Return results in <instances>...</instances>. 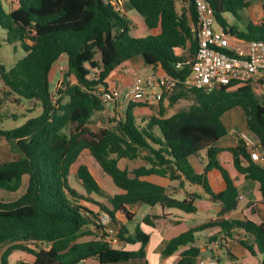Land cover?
<instances>
[{"label": "trees", "instance_id": "16d2710c", "mask_svg": "<svg viewBox=\"0 0 264 264\" xmlns=\"http://www.w3.org/2000/svg\"><path fill=\"white\" fill-rule=\"evenodd\" d=\"M126 1L144 20L146 37H134L133 21L105 0H15L13 7L0 0L5 42L19 44L26 53L11 69L0 61V76L11 92L38 101L43 109L40 117L18 129H0V137L17 156L9 161L0 158V190L17 195L28 178L25 193L18 199L0 198V264H10L17 252L34 257L17 264H84L90 259L116 264L145 259L151 241L145 228L155 229L167 215H147L131 232L135 213L128 207L144 204L193 215L198 211L196 201L204 196L222 205L221 210L208 222L170 239L162 255L178 253L177 264H199L198 234L217 230L208 240L218 243L225 260H237L228 246L233 241L253 256L261 254L264 264V222L228 218L238 209L242 195L220 161L222 152L231 153L238 173L259 184V203L264 207V95L257 93L254 84H231L211 92L179 85L164 95L153 114L139 119L135 109L147 103L130 102L117 126L91 129L93 117L106 109L93 91L106 85L119 65L141 56L145 65L184 79L190 75V66L179 69L177 64L192 59L197 50L194 0L181 10L179 0ZM207 1L219 26L242 39L264 41V1L258 6L250 0ZM240 11L247 12L244 30L230 25L225 17L238 18ZM63 54L68 57V70L62 71L63 82L55 97L50 73ZM168 108L174 110L172 115ZM235 108L244 111L248 132L259 142L260 161L252 158L240 136L236 146L218 147L228 135L223 116ZM84 152L111 178L115 194H108L81 162ZM202 152L208 162L198 173L190 158ZM121 160H141L143 165L129 171L120 167ZM74 166L86 193L71 186ZM213 170L221 174L224 189L209 178ZM151 175L180 186L187 183L202 193L179 199L167 187L143 179ZM102 213L109 215L110 227L102 223ZM113 237L119 247L111 244ZM128 244L138 249H127ZM211 258L224 264L219 257Z\"/></svg>", "mask_w": 264, "mask_h": 264}, {"label": "built area", "instance_id": "2783aa9c", "mask_svg": "<svg viewBox=\"0 0 264 264\" xmlns=\"http://www.w3.org/2000/svg\"><path fill=\"white\" fill-rule=\"evenodd\" d=\"M116 11L122 12L119 0H105ZM188 7L190 2L187 1ZM197 50L192 59L178 62L177 68L190 66V75L184 79L174 78L167 73L152 74L146 77L134 75L126 88H109L102 85L93 93L105 105H112L122 117L123 105L130 102L159 103L166 93L173 92L179 85L187 89H202L211 92L222 86L235 84L236 87L252 83L264 89V41H248L231 34L228 29L217 24L214 11L207 0H194ZM61 70L63 68H60ZM246 147L254 160L262 159L258 140L249 132L242 133ZM104 225L110 226L107 213L101 214ZM111 232L113 230L111 229ZM117 243L116 238H111ZM199 264H219L217 259H202ZM224 264H233L231 260Z\"/></svg>", "mask_w": 264, "mask_h": 264}, {"label": "rangeland", "instance_id": "374dc122", "mask_svg": "<svg viewBox=\"0 0 264 264\" xmlns=\"http://www.w3.org/2000/svg\"><path fill=\"white\" fill-rule=\"evenodd\" d=\"M13 3L15 0H7ZM254 5L258 6L260 5V0H250ZM178 8L181 10L182 6L181 3H178ZM124 11L126 10V7H121ZM135 15V19L140 24V28L133 27L132 29V35L137 38H144L146 35L141 32V30H145L142 17L137 14L135 11L133 12ZM238 18L235 17L232 14H226L225 17L228 21V23L232 26H236L240 30H244L246 28L247 24V12L240 11L238 12ZM6 38V31L0 28V61L2 64L6 66L7 69H11L19 60H21L25 56V51L20 47L19 44L16 45H9L7 42H5ZM59 65L63 69L59 70V80L60 83L57 86L58 77L56 76L55 69ZM54 65V67L51 70L50 73V90L55 95V97H58V90L60 86L62 85V71L68 70V57L67 55L63 54L59 61ZM135 71L142 77L147 76V73L150 71V67L148 66H141L140 68H136ZM264 95V94H262ZM156 109H158V105L156 106ZM168 114L172 115L174 113V110L171 108H168ZM231 111V110H230ZM226 112L223 117V121L225 124H227L228 127H232L233 129L236 128V130H241L245 127V116L242 114L240 109H233L231 112L234 115L231 119V112ZM43 114V109L41 104L36 100H26L23 98H20L17 94L11 92V90L4 84L1 76H0V129L4 131H13L15 129L20 128L23 126L28 120L33 118H38ZM119 112L115 108H107L103 112L97 113L93 119L90 122V127L93 130H97L100 127H106V126H117L120 116ZM139 119L142 117L139 115ZM241 120L242 123H241ZM2 138H0L1 141ZM11 152L8 148L4 147L3 144L0 143V156L3 160H7L11 158ZM81 162H84L89 167L91 173L95 176V178L98 180V182L103 186L105 191L113 195L116 193V188L113 185V182L111 178L108 176H105L102 172L99 165L95 162V160L90 155H85L82 157ZM120 167L123 169H128L129 171H132L135 167L139 166V161H127V160H121L120 161ZM78 165V164H77ZM75 167V166H74ZM74 167L73 172L70 175V183L71 186L78 189L81 193H86L84 186L80 182L78 176L76 173H74ZM15 197V196H14ZM179 199H183V197H179ZM135 211V221L131 222L129 225V228L131 229V232H133L134 228L136 227L137 223H141L143 218L146 215H161L162 214V208L160 206L150 207L148 205L141 204L140 207L133 208ZM191 218L196 220V222H201L202 219H205V215L202 212V210L199 211V214H193L190 215ZM175 217V216H174ZM111 225V224H110ZM110 227V226H109ZM114 227V226H113ZM188 224L184 223L181 225L173 226L169 237L173 238L175 236H178L180 233L186 231L188 229ZM115 229V227H114ZM145 230L150 233L151 235V242L148 245V249L150 251L149 257H147L145 260H131L129 262H122V263H116V264H162L164 260L166 259L163 255H161V252H158L159 248H161L163 244V238L161 236H157L159 234V229H153V228H145ZM212 233L213 230L204 231L198 236L197 245L202 248H209V236L206 233ZM85 240L91 239V237L84 238ZM166 240V239H165ZM159 241V242H158ZM115 247H119L120 245L118 243H111ZM160 245V246H158ZM159 247V248H158ZM126 248L133 249L137 248V245H126ZM231 251L238 258V251L239 247L235 244L230 245ZM262 257V256H261ZM250 261L247 263H244V261L237 262V264H260L258 258L255 256H249ZM34 259L33 256L27 253L23 252H17L14 253L10 258V264H17L21 261H32ZM170 259H174V256L170 257ZM165 261L167 264H174L171 261ZM84 264H100L96 259H90Z\"/></svg>", "mask_w": 264, "mask_h": 264}, {"label": "crops", "instance_id": "0c3cea01", "mask_svg": "<svg viewBox=\"0 0 264 264\" xmlns=\"http://www.w3.org/2000/svg\"><path fill=\"white\" fill-rule=\"evenodd\" d=\"M119 1L122 4L121 7H126V10L124 9V11H122V12L125 13L133 21L135 27L140 28L139 22L134 20L136 17L133 14V12L135 10H133L130 7V5L127 3L126 0H119ZM187 1L188 0H179V3H181V6L183 8L188 9L189 7L187 6L188 5ZM260 1L262 3L264 0H260ZM7 2L9 3V1H7ZM254 6H256V5H254ZM142 22H143L145 30H141V32L147 36L149 34V32L147 30V27H146L143 19H142ZM55 66H57L55 69V72H56L55 74L58 77V81H57V86H58L60 81H61V80H59V76H60L59 70L62 67H60L57 64ZM141 66L142 67L147 66V65H145V62L141 56H136V57L132 58L131 60L119 65L111 73V75L107 79V82H106L107 87H109V88L119 87V88L126 89L131 84L133 76L139 75L135 71V69L140 68ZM148 67H150V71H149V73H147V76L152 75V74H164L165 73V71L161 67H157V68L152 67V66H148ZM257 93L259 95L264 94V89L257 88ZM157 105L158 104L155 102H148L146 105H143L141 107L136 108L135 114L137 116L140 115L141 117L149 116L158 110V109H156ZM127 106H128V104L123 105V113L126 110ZM106 107L110 108V109L114 108L112 105H106ZM235 109H240L242 111L241 113L244 114V111L241 108H235ZM230 116L232 119V117L234 116L232 114V112H231ZM244 116H245V114H244ZM120 118H122V117L120 116ZM242 121L243 120H241V123H242ZM244 123H245L244 124L245 127L243 129L236 130V128H234V129L232 128L234 126L228 127L227 124H225V122H224V124L226 125V127L228 129V135L225 138H223L221 141H219L218 147L229 148V147L236 146L238 143V140H239V136L242 133L248 132L247 124H246V117H245ZM0 143L3 144L4 147L8 148L7 141L4 138L1 139ZM85 155H88V153L84 152L83 156H85ZM0 158H1V156H0ZM16 158H17L16 155L11 154V158L7 159V161L13 160ZM137 161L140 162L139 166L143 165V162L141 160H137ZM190 161H191V164L193 165L194 169L198 173H202L204 171V167L206 166V164L208 162V159L206 157L205 152H202L200 154V156H198V157H191ZM220 161L223 164V166L228 170L231 177L235 180V183H236V185H237V187H238V189L242 195V200L239 203L238 209L231 212L228 215V218L239 219V220L249 218V219H252L256 222H264V207L259 203L260 199H261L259 184L257 182H254V181L247 180L243 175H240L238 173V171L236 170V168L234 166L233 157H232L231 153H229L228 151H224L221 153ZM74 173H76V167H74ZM209 178L211 179V181L213 182V184L216 187L221 188V189H224L226 187V184H225L221 174L217 170H213V171L209 172ZM143 179L148 180L150 182H153L155 184L167 187L169 189V192L171 194L175 195L177 198H179V197L184 198L188 193H193V192L202 193V189H200L198 187L191 186L187 183H185L183 186H180L178 182L171 181L168 178L161 177L158 175L147 176V177H144ZM27 183H28V178L25 177L23 185H22L21 189L17 192V195H16V193L15 194L7 193V192L0 190V198L5 200L6 202H12V201L18 199L21 195H23L25 193ZM140 205L141 204L131 205L128 208L130 209V211L132 213H135L133 208L140 207ZM196 205L198 207V211L196 214H199V211L202 210L205 217L207 216L205 219H202L201 222H196V220L191 218L190 215L184 214V213L177 211V210H166V211L162 210V214H166L167 218L164 220H159L157 223V227L155 228V229H159V234L157 236H161L164 239L163 240L164 242H163L161 248L158 247L159 248L158 252H161V255H162V251L164 250L166 244L170 241V239H172L169 237V233H170L173 226L186 223V224H188V227L190 228V227L196 226L198 224L208 222L210 219L215 217L222 208V205H220L219 203H214V202L210 201L207 196H204L202 199L197 200ZM135 216H136V214H135ZM170 221H175V224H171ZM216 232H217V230H213L212 233L209 232L206 234H208V236H211V235L215 234ZM200 234H198V236ZM198 236H197V238H198ZM231 244H235L239 247V251L237 253L238 258L236 261H232L233 264H237V262H240L241 260L244 261V263H246V262L248 263L250 261L249 256H252V255L249 254L238 243L230 241L228 243V246L230 247ZM158 246H160V245H158ZM127 249H129V248H127ZM135 249H138V245H137V248H133L132 250H135ZM149 253H150V251L147 248L146 258L150 256ZM173 256H174V259H170V260H169L170 257H165L166 259L164 260V262L162 264H167L166 262L168 260L173 262L174 264H177V261L180 259V256L178 253L173 255ZM212 256L219 257L222 261H224L226 259L223 251L220 250V248L218 247V243H216V242L211 243L209 248H207V249L202 248V254H201V257L199 258V262L202 259H208V258H211ZM255 257L258 258L257 260H259V263L261 264V260H262L261 254L257 253V255ZM145 259H138V260H144L146 262Z\"/></svg>", "mask_w": 264, "mask_h": 264}]
</instances>
